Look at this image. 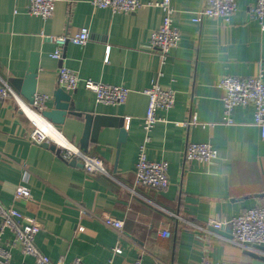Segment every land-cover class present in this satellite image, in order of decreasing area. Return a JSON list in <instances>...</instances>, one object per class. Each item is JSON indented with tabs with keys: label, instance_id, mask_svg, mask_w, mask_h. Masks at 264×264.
Returning <instances> with one entry per match:
<instances>
[{
	"label": "crops",
	"instance_id": "crops-1",
	"mask_svg": "<svg viewBox=\"0 0 264 264\" xmlns=\"http://www.w3.org/2000/svg\"><path fill=\"white\" fill-rule=\"evenodd\" d=\"M159 1L140 0L133 13L94 7L90 0L58 1L43 19L29 14L23 0H0V85L22 78L30 54L37 52L36 94L50 97L47 109L60 87L61 66L83 80L128 89L119 104L97 102L81 84L69 92L73 110L112 121L88 145L86 153L100 158L106 170L94 175L30 142L29 119L13 99L0 103V203L33 218L41 227L36 247L63 263L264 264L246 253L251 247L199 228L209 218L229 220L264 204V136L253 124V108L235 107L233 123H225L217 87L225 75L264 73V19L249 13L254 0H236L229 21L204 17L197 22L193 19L206 0H170L180 39L162 63L149 45L162 23ZM82 28L88 31L85 45L68 42L61 59L52 57L56 44L49 37L73 36ZM153 82L175 91L173 107L157 112L160 120L145 145L148 159L167 163L169 186L161 191L134 184L137 151L144 141L143 91ZM192 116L196 122L188 124ZM118 119L126 131L119 149ZM55 128L78 146L84 119L67 115ZM188 142L209 143L217 157L208 163L185 160ZM17 186L27 188L30 198L14 200ZM104 213L123 221L121 235L102 222ZM11 239L4 230L0 244ZM253 251L264 257V251ZM11 253L12 264H37L19 249Z\"/></svg>",
	"mask_w": 264,
	"mask_h": 264
},
{
	"label": "built area",
	"instance_id": "built-area-1",
	"mask_svg": "<svg viewBox=\"0 0 264 264\" xmlns=\"http://www.w3.org/2000/svg\"><path fill=\"white\" fill-rule=\"evenodd\" d=\"M26 4V11L43 19L50 17L54 11L55 4L58 1L73 0H23ZM94 7L108 8L114 12L133 13L142 3L140 0H90ZM163 13L162 23L155 29L149 39V45L156 50L159 60L163 63L169 55L171 49L178 45L180 33L173 23V7L170 0H161L155 3ZM236 0H206L204 7L198 11L195 22L200 19L219 18L223 21H229L234 14ZM249 13L260 22L264 19V0H254L249 8ZM55 44L56 49L52 57L62 58V49L68 42L83 46L88 40V31L80 29L75 35H61L49 37ZM57 82L61 88L67 92L74 91L79 84L86 90L95 95L97 102L102 104L122 103L128 94V89L122 86L108 85L95 82L90 79H81L74 71L63 66L58 69ZM217 87L221 90V100L223 104V121L233 123L231 113L235 107L251 106L253 108V124L260 128L261 135L264 136V73L260 70L254 76L237 77L225 75L217 82ZM143 93L147 96V105L145 115L142 120V130L144 132V141L140 144L137 151V158L134 171V184L150 187L156 190H164L169 186L167 175V163L165 161H155L147 158L145 145L149 141V133L154 125L160 120L157 115L159 110L167 111L171 109L175 102V91L169 87H163L157 82H153ZM11 98L15 101L18 109L29 119L32 129L28 135L30 142L41 144L43 142H52L61 151V157L65 161L76 160L82 165V169L89 174L106 173L102 160L79 148L65 137V142H56L47 133L45 129L51 124L46 120L41 112L46 108V102L50 99L44 94H34V101L30 105L26 103L20 95L7 83L0 85V103ZM32 115L39 116L45 122V127H41ZM196 122L195 116H192L188 124ZM57 130V129H56ZM58 131V130H57ZM184 157L187 161H198L208 163L217 157V150L206 142H188L185 147ZM30 192L23 186H17L14 191V200L29 199ZM102 222L121 235L123 221L111 216L109 213L101 215ZM224 226H230L232 241L244 247H251L252 244L264 245V204L257 207L248 208L239 215L229 220L220 218H209L203 227L206 229L213 227L219 229ZM40 225L30 217L24 216L12 206H6L0 203V242L4 230L12 234L9 244L2 246L0 244V264L11 263L12 248L19 249L24 256L34 259L37 264H82L78 259L70 263H63L61 259L53 260L43 254L35 245V237L40 231ZM162 235H168L166 231H161ZM118 249L113 248L114 253ZM252 249V248H251ZM105 264H112L109 260ZM131 264H141L140 259ZM189 264H224L203 260Z\"/></svg>",
	"mask_w": 264,
	"mask_h": 264
},
{
	"label": "water",
	"instance_id": "water-1",
	"mask_svg": "<svg viewBox=\"0 0 264 264\" xmlns=\"http://www.w3.org/2000/svg\"><path fill=\"white\" fill-rule=\"evenodd\" d=\"M38 53L32 52L30 54V62L26 74L22 78H13L10 80L11 87L20 95V97L28 104H32L34 101V94L36 93V78L38 73ZM71 96L69 92L65 91L63 88L58 87L53 92V106L50 109H45L41 112L42 116L48 120L54 126L61 125L64 123V120L67 115H72L76 117H82L84 119V129L79 140L78 148L82 152H86L90 142L96 141V133L101 126H108L112 124V121H109L105 117L93 115L91 113H82L80 111H75L70 107ZM118 143L117 149H119L120 144L124 143L126 140V131L122 124V119H118ZM45 149L53 151L58 157H61V151L56 145L52 142H43L39 144ZM64 160V159H63ZM65 161V160H64ZM67 162V161H66ZM69 165L78 166L82 168V165L76 160H71L67 162ZM210 230L214 233L232 237L228 234L229 228L221 227L215 229L210 227ZM251 248L253 250L264 251V245L252 244ZM253 250L246 251L250 256L264 259V257H259Z\"/></svg>",
	"mask_w": 264,
	"mask_h": 264
},
{
	"label": "bare ground",
	"instance_id": "bare-ground-1",
	"mask_svg": "<svg viewBox=\"0 0 264 264\" xmlns=\"http://www.w3.org/2000/svg\"><path fill=\"white\" fill-rule=\"evenodd\" d=\"M31 118H33L36 122L39 123L41 127H45V122L43 119H41L39 116L32 115ZM47 133H51L50 136H52V139L55 140L56 142H65L63 136L53 127L49 125L48 129H45Z\"/></svg>",
	"mask_w": 264,
	"mask_h": 264
}]
</instances>
